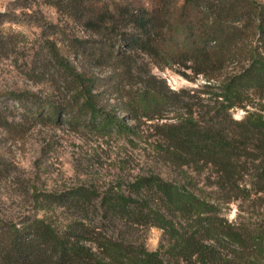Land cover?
<instances>
[{
  "label": "rangeland",
  "instance_id": "rangeland-1",
  "mask_svg": "<svg viewBox=\"0 0 264 264\" xmlns=\"http://www.w3.org/2000/svg\"><path fill=\"white\" fill-rule=\"evenodd\" d=\"M255 1L264 6V0ZM93 38L81 23L56 7L54 0H0V92L34 93L38 99H59L68 94L55 59L59 56L78 72L95 77L94 92L101 103L129 127L102 132L64 121L48 122L7 101L8 122L0 125V231L21 229L41 219L62 236L77 229L81 243L102 258L107 252L100 243L124 239L174 262L168 230L153 220L127 225L112 217L103 202L106 197L130 195L132 183L152 173L177 181L213 203L221 222L244 237L264 231V191L257 192L259 159L255 158L260 154L254 142H249L247 156L236 164V182L223 178L211 165L201 171L187 166L181 169L166 158L161 147L165 144L162 131L190 114L211 123L223 111V125L229 133L249 115L264 118V95L258 90L249 89L247 95L233 100L235 105L229 109L226 106L231 101L224 99V95H231L229 81L233 76L253 59L264 63V41L250 40L242 45L222 72L209 77L182 66L158 65L146 55L137 56L133 65H97L76 52V44ZM149 80L169 95H180V103L162 110H143L133 117L125 102L133 95H142ZM6 98L0 95V103ZM82 190L92 193L93 198L83 207L58 201L60 196ZM172 219L179 230L189 227L179 217ZM210 237L213 234L206 231L199 238L215 246L220 264L257 260L252 240L246 245ZM182 264L200 263L193 257L190 263Z\"/></svg>",
  "mask_w": 264,
  "mask_h": 264
},
{
  "label": "trees",
  "instance_id": "trees-1",
  "mask_svg": "<svg viewBox=\"0 0 264 264\" xmlns=\"http://www.w3.org/2000/svg\"><path fill=\"white\" fill-rule=\"evenodd\" d=\"M54 4L96 37L76 44V52L100 66L133 65L137 56L146 55L158 65L182 66L209 76L222 72L242 45L250 40L264 41V6L255 0H54ZM244 52L247 50L241 54ZM55 59L68 94L59 99H38L34 93L0 92L7 96L4 104L0 103V125L8 122L7 101L11 100L25 114L48 122L64 121L102 132L129 130L101 103L94 92L93 75L78 72L59 56ZM249 89L264 95V63L258 59L229 81L231 95H224V99L231 103L226 108L233 107V100L247 95ZM179 97L169 95L149 80L142 95H133L124 107L132 109L136 117L143 110L179 104ZM223 113L211 123L190 114L169 124L162 131L166 145L161 147L166 158L181 169L187 166L201 171L205 166H215L223 178L236 182V164L247 156L249 142H254L260 154L255 157L259 159L257 192L264 191V118L249 115L239 122L234 133H229L223 125ZM92 199V193L82 190L60 196L58 201L83 207ZM103 202L112 217L127 225L150 224L153 220L168 230L176 260H166L160 252L124 239L100 243L99 247L107 252L102 258L81 243L77 229L62 236L38 219L21 229L2 228L1 264H182L190 263L193 257L196 263L220 264L215 246L199 238L206 231L213 234L209 239L215 241L231 239L247 245L252 240L257 260L250 264H264L263 230L249 237L235 232L231 225L221 222L213 203L200 199L177 181L154 173L141 176L132 183L130 195L106 197ZM174 216L189 227L177 229ZM242 260L234 264L250 262Z\"/></svg>",
  "mask_w": 264,
  "mask_h": 264
}]
</instances>
